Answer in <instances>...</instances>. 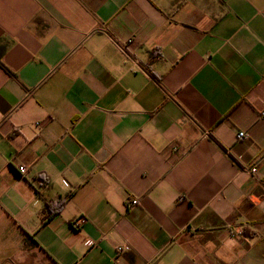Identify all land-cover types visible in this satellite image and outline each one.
Returning a JSON list of instances; mask_svg holds the SVG:
<instances>
[{
	"label": "crops",
	"instance_id": "1",
	"mask_svg": "<svg viewBox=\"0 0 264 264\" xmlns=\"http://www.w3.org/2000/svg\"><path fill=\"white\" fill-rule=\"evenodd\" d=\"M0 264H264V0H0Z\"/></svg>",
	"mask_w": 264,
	"mask_h": 264
},
{
	"label": "built area",
	"instance_id": "2",
	"mask_svg": "<svg viewBox=\"0 0 264 264\" xmlns=\"http://www.w3.org/2000/svg\"><path fill=\"white\" fill-rule=\"evenodd\" d=\"M129 42H131V41H129ZM246 138H248V135L245 132L240 131L238 133V140H244ZM20 170L22 172L26 171L24 167L20 168ZM244 172H246L248 175L252 176L253 178H257L258 177V170L255 167L244 168ZM127 205H128V207L138 205V200H136V199L130 200V201H128ZM120 251H122V249H120Z\"/></svg>",
	"mask_w": 264,
	"mask_h": 264
},
{
	"label": "trees",
	"instance_id": "3",
	"mask_svg": "<svg viewBox=\"0 0 264 264\" xmlns=\"http://www.w3.org/2000/svg\"><path fill=\"white\" fill-rule=\"evenodd\" d=\"M61 202H59V204H60ZM46 208H47V211H48V213H49V216L48 217H50V215H52L54 212L52 211V203L51 202H48L47 203V205H46Z\"/></svg>",
	"mask_w": 264,
	"mask_h": 264
}]
</instances>
